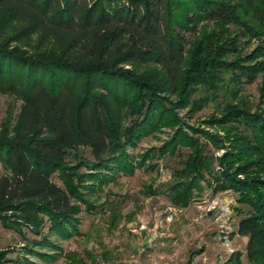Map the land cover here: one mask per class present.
<instances>
[{
  "label": "trees",
  "instance_id": "16d2710c",
  "mask_svg": "<svg viewBox=\"0 0 264 264\" xmlns=\"http://www.w3.org/2000/svg\"><path fill=\"white\" fill-rule=\"evenodd\" d=\"M225 74L232 99L202 120L216 132L186 123L179 112L201 110ZM258 74L263 99L264 0H0V93L21 102L14 119L0 117V224L35 235L23 248L43 261L23 264L60 255L81 264L58 240L81 234L82 206L94 210V192L167 156L181 165L169 202L187 207L202 183L234 192L247 209L236 207V233L248 237V261L264 264V105L238 97ZM198 89L204 95L194 97ZM161 132L159 146L136 158L127 151ZM85 147L91 159L79 156ZM7 252L0 264H18ZM239 256L224 264H241Z\"/></svg>",
  "mask_w": 264,
  "mask_h": 264
},
{
  "label": "rangeland",
  "instance_id": "374dc122",
  "mask_svg": "<svg viewBox=\"0 0 264 264\" xmlns=\"http://www.w3.org/2000/svg\"><path fill=\"white\" fill-rule=\"evenodd\" d=\"M186 37L189 41L193 35L189 32ZM257 43L258 40L253 39L248 49ZM261 82L262 76L258 74L252 82L243 84L238 95L252 109L262 102L264 105V98H260ZM228 87L236 86L225 74L224 84L210 96L211 99L201 110L193 114L181 110L179 114L189 125L213 134L216 130L202 120L232 99ZM202 95L204 91L198 89L193 96ZM171 99L174 100L173 97ZM20 104L14 97L0 93V117L11 116L14 119ZM183 130L189 132L188 126H184ZM218 133L222 134L221 131ZM165 138L166 132L144 137L135 147H128L127 151L136 158L138 153L159 146ZM213 151L219 156L224 149ZM77 152L79 156L92 158L87 147L79 148ZM69 159L74 161L72 156ZM151 162L156 163L155 169L136 170L132 176L118 175L115 181H110L101 191L90 196L95 209L87 211L82 206L79 214L81 234L58 240L63 251H75L81 264H224L236 253H240L241 264H251L246 257L248 237L236 233L241 218L236 207H240L243 213L247 209L236 203L234 192L213 193L202 183L203 190L194 194L190 205L175 207L169 202L165 190L171 171L181 166L179 159L174 156L154 157ZM52 180L61 185L57 174L52 176ZM148 186L160 189V193L145 194L143 191ZM24 231L25 237H22L0 224V250L8 249L7 257L12 262L18 261V264H23L24 259L42 263L34 252L28 253L23 248L26 239L36 237L26 229ZM48 249L33 247V251ZM103 253L109 255L107 261ZM52 264L78 263L60 255Z\"/></svg>",
  "mask_w": 264,
  "mask_h": 264
}]
</instances>
